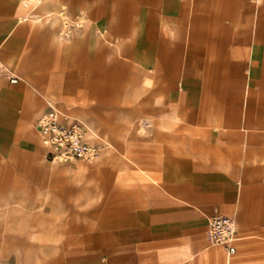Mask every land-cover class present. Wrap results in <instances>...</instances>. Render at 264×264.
<instances>
[{
  "label": "crops",
  "instance_id": "obj_1",
  "mask_svg": "<svg viewBox=\"0 0 264 264\" xmlns=\"http://www.w3.org/2000/svg\"><path fill=\"white\" fill-rule=\"evenodd\" d=\"M0 62L18 79L0 74V258L264 264L262 0H0ZM51 104L127 151L52 168ZM216 214L231 255L209 243Z\"/></svg>",
  "mask_w": 264,
  "mask_h": 264
},
{
  "label": "built area",
  "instance_id": "obj_2",
  "mask_svg": "<svg viewBox=\"0 0 264 264\" xmlns=\"http://www.w3.org/2000/svg\"><path fill=\"white\" fill-rule=\"evenodd\" d=\"M1 73L13 83L18 81L0 62ZM36 125L49 161L70 163L83 160L91 163L101 152L100 145L87 139V129L82 121L61 112L52 104L37 117ZM207 236L210 244L225 246L229 255L235 252L234 242L238 238V230L230 217L222 214L212 216Z\"/></svg>",
  "mask_w": 264,
  "mask_h": 264
},
{
  "label": "rangeland",
  "instance_id": "obj_3",
  "mask_svg": "<svg viewBox=\"0 0 264 264\" xmlns=\"http://www.w3.org/2000/svg\"><path fill=\"white\" fill-rule=\"evenodd\" d=\"M262 2L264 3V0H262ZM40 140V137H39ZM107 144L101 146V152L99 154V156L95 159V161L93 162H86L83 160H77L74 162H70V163H59V162H53L51 164L52 168H65V169H70L72 171V174H81L82 172H88L90 170H93L97 165L101 164L102 161H100L101 156L105 153H122V152H126V145H116V144H110L109 140H106ZM123 164H126V162H123ZM78 179V178H77ZM79 179L77 181H72V190H77V186L80 185ZM82 183V182H81ZM40 196H47V193L45 194H40ZM71 200L72 203L75 204V202L77 203V201L79 200L78 197V193L76 192H72L71 195ZM44 227V228H43ZM46 227L47 226H42L44 231H40L39 232V244L40 245H44L46 243V239H47V232H46ZM41 230V229H40ZM27 259L25 257L22 258H17V257H1L0 258V264H8V262H24V260ZM35 260L38 258H34ZM45 259V257H41L39 258V260H43Z\"/></svg>",
  "mask_w": 264,
  "mask_h": 264
}]
</instances>
